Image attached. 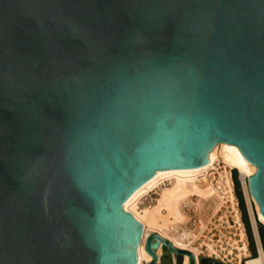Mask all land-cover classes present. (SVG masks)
<instances>
[{"label": "water", "instance_id": "water-1", "mask_svg": "<svg viewBox=\"0 0 264 264\" xmlns=\"http://www.w3.org/2000/svg\"><path fill=\"white\" fill-rule=\"evenodd\" d=\"M220 142L264 217V0H0V264H136L124 201Z\"/></svg>", "mask_w": 264, "mask_h": 264}, {"label": "bare ground", "instance_id": "bare-ground-1", "mask_svg": "<svg viewBox=\"0 0 264 264\" xmlns=\"http://www.w3.org/2000/svg\"><path fill=\"white\" fill-rule=\"evenodd\" d=\"M220 158L224 165L229 168H235L242 183L245 193V199L249 205V214L252 228L256 236L258 254L256 256H247L243 264H264V256L260 249L259 240L256 234V223L260 222L264 225V217L259 214V208L255 200L251 198L247 190V177L253 174L256 170L254 164L247 161L233 144H224L220 142L216 144L207 155V162L194 168H177L159 170L154 175L138 187L123 203V209L130 212L135 219L143 225L142 237L137 245V263L146 264L151 260V255L145 249V241L151 232L159 234L161 237L169 240L174 247L191 251L197 259L198 251L189 244L182 243L180 240L168 234V224L182 220L184 213L182 212V204L191 196L207 198L215 196L219 202H222L224 195L234 201L232 192L229 170L219 172V183H213L214 161ZM201 183L199 184L198 182ZM223 185V187H221ZM157 188L156 198L154 203L147 205L141 209L137 207L139 198L148 193V191ZM254 202L256 215L253 212L251 199ZM237 210V208H235ZM238 212V211H237ZM167 230V231H166ZM241 236L244 232L241 230ZM162 244L159 243L156 254L160 256ZM240 250L246 254V243L244 242ZM156 264H160L157 262ZM181 264H189V258L186 254L183 255Z\"/></svg>", "mask_w": 264, "mask_h": 264}, {"label": "rangeland", "instance_id": "rangeland-1", "mask_svg": "<svg viewBox=\"0 0 264 264\" xmlns=\"http://www.w3.org/2000/svg\"><path fill=\"white\" fill-rule=\"evenodd\" d=\"M214 167L215 169L213 171L215 175L213 176V183L215 184L216 182L219 183V172L224 173L223 170H229V168L224 165L220 158L215 159ZM229 173L234 201L228 198L226 194L224 195L222 202H219L215 196L207 198L191 196L181 207L182 212L184 213V218L180 221L168 224V231H166L169 235L180 240L182 243L189 244L197 249L198 264H205L210 258L219 261L222 260L224 264H243L245 257L254 254L253 247L250 243V237L248 235V229L245 225L246 217L244 221L242 218L241 210H243V206L242 204L239 205L238 200L240 195L239 193L236 195V183L233 179L235 173L250 222V214L248 213L249 205L245 199L246 197L242 183L238 178V171L235 168H231ZM198 183L200 184L201 181ZM221 187H223V185ZM156 191L157 188L142 195L137 201L138 209L154 203L157 196ZM250 201L253 212L256 215L254 202L252 199ZM235 208H237V210ZM260 226L262 229V236L264 237V225L257 222V229ZM250 229L252 232L251 222ZM241 230L244 232L243 237L241 236ZM244 242L247 244L248 248L245 252L246 254L239 249ZM261 243L262 247H264L263 239ZM158 260L160 264H179L181 262V258H175L164 249H161Z\"/></svg>", "mask_w": 264, "mask_h": 264}, {"label": "trees", "instance_id": "trees-1", "mask_svg": "<svg viewBox=\"0 0 264 264\" xmlns=\"http://www.w3.org/2000/svg\"><path fill=\"white\" fill-rule=\"evenodd\" d=\"M234 182L236 183V195L239 193V195H240V198H238V200H239V205H241L242 204V206H243V210H241V213H242V218H243V221H244V219H245V217H246V223H245V225H246V227H247V229H248V235H249V237H250V243H251V246L253 247V251H254V254H251V256H256V250H255V243H254V238H253V234H252V232H251V229H250V222H249V219H248V215H247V211H246V208H245V203H244V199H243V196H242V193H241V190H240V188H239V182H238V179H237V177H236V173H235V175H234ZM238 197V196H237ZM258 233H259V235H260V240H261V242H262V239L264 240V237L262 236V229H261V226L260 227H258ZM263 251H264V247H263Z\"/></svg>", "mask_w": 264, "mask_h": 264}, {"label": "crops", "instance_id": "crops-1", "mask_svg": "<svg viewBox=\"0 0 264 264\" xmlns=\"http://www.w3.org/2000/svg\"><path fill=\"white\" fill-rule=\"evenodd\" d=\"M252 234H253V228H252ZM253 238H254V236H253ZM259 239H260V236H259ZM254 243H255V250H256V253H257V244H256V242H255V239H254ZM260 244H261V247H262V243H261V240H260ZM248 248H247V244H246V250H247ZM262 253H263V256H264V251H263V247H262ZM257 255V254H256ZM250 256H251V254H250Z\"/></svg>", "mask_w": 264, "mask_h": 264}, {"label": "built area", "instance_id": "built-area-1", "mask_svg": "<svg viewBox=\"0 0 264 264\" xmlns=\"http://www.w3.org/2000/svg\"><path fill=\"white\" fill-rule=\"evenodd\" d=\"M220 262H221L222 264H224V262H223L222 260H221Z\"/></svg>", "mask_w": 264, "mask_h": 264}]
</instances>
